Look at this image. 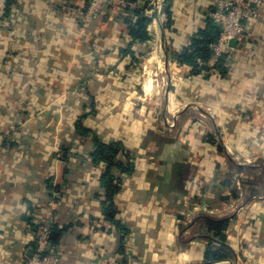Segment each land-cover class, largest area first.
I'll use <instances>...</instances> for the list:
<instances>
[{"label": "crops", "instance_id": "0c3cea01", "mask_svg": "<svg viewBox=\"0 0 264 264\" xmlns=\"http://www.w3.org/2000/svg\"><path fill=\"white\" fill-rule=\"evenodd\" d=\"M155 1L163 8L148 26L151 38L140 41L127 30L126 11L99 15L86 29L84 24L78 27L74 15L50 12L46 20V0H23L14 5L11 16L1 18L5 3L0 0V57L6 51L27 56L33 49L30 31L44 30L52 22L73 32V39L61 37L52 45L42 44L40 55L49 73L44 80L55 77L49 80V92L23 101L26 113L13 107L19 97L3 94L0 82V264H23L34 255L43 224L50 225L51 233L57 232L50 240L61 253L62 264H203L205 234L198 232L195 223H185L201 215L194 207L200 202H193L187 185L183 190L177 187L174 164L190 166L191 171L196 165L208 167L205 161L210 157L202 155L215 147L202 139L207 114L216 127L211 133L225 137L224 152L232 149L246 158H264V45L246 42L243 49L234 43L227 57L232 67L225 76L209 66L203 73L189 75V66L178 64L168 46L178 50L187 45L205 25L213 2ZM149 2L135 1L131 8L146 10ZM125 47L132 52L124 55L120 50ZM151 57L163 58L158 73L165 71L171 81L165 100L173 121L187 118L188 108L199 110L185 119L186 128L171 146L156 139L147 145L149 133L163 132L154 127L158 114L144 113L145 98H157L164 77H148ZM13 85L17 84L9 87ZM88 85L96 96L97 113L85 119L86 126L104 141L123 139L137 155L136 171L121 174L122 189L116 195V217L123 230L104 219L100 174L105 164L91 158L93 137L82 138L75 128L81 104L91 102L80 91ZM154 105H160L158 100ZM64 147L70 148L68 153ZM210 195V191L203 194L199 209L215 211L205 203ZM253 196L260 204L239 227L238 221L233 222L237 215H231L228 229L237 262L238 230L244 235L241 264H264V194ZM226 210L221 213L227 215Z\"/></svg>", "mask_w": 264, "mask_h": 264}, {"label": "trees", "instance_id": "16d2710c", "mask_svg": "<svg viewBox=\"0 0 264 264\" xmlns=\"http://www.w3.org/2000/svg\"><path fill=\"white\" fill-rule=\"evenodd\" d=\"M46 1V20L50 12L57 14L58 16L74 15L76 17L78 27L83 24L82 20L87 13L90 5V0H79L77 4L80 3V7L78 8L75 7V5H77L76 3L72 2V4L68 0ZM135 1L144 0H131V2ZM20 2H23V0H4V13L2 14L1 18L11 16L14 5ZM131 7L132 6H129L127 7V9L120 10L127 12L125 21L127 24L128 32L135 40H149L152 35L148 30V26L152 21V17L146 15L144 7ZM112 12L113 11L110 7L104 6L89 21H87L85 25L86 29H88L87 27H89V25H91L92 27L93 21L99 15H107ZM169 12L170 10L168 8L166 10L168 18L170 17ZM259 16L261 18L258 19ZM259 16L250 21V27L248 28V37L241 44L237 45L238 48L245 49L244 43L246 42H252L255 45H264V10L260 12ZM206 18L207 20L205 25L198 28L197 32L191 38L190 42L187 45L178 50L173 49L170 45L168 46L170 50L172 49L171 53L173 54L174 59L178 64L189 66V68L191 69V71L189 70V75L205 72V67H211L213 61V53L210 45L217 39L220 31L219 28L212 22V19L209 17V15ZM171 23V18H169L167 26L169 27ZM35 27H39V24H35L34 29ZM77 29L79 28L76 27L75 32L77 31ZM256 29H259L260 33L257 32ZM33 32L34 30L30 31L33 49L29 51V54L27 56H16L12 53L17 54V52L6 51L0 57V82H2L3 85V94H16L19 97L20 102H18L13 107L25 113L26 108L23 104V101L30 99L28 97H32L33 99H35L37 94L42 96V91H44V93L45 91L49 92V80L52 81L55 77V75H53L50 79L47 78L46 80H44V76L49 73L47 72L46 61L44 57H41L40 55V48L42 47V44L45 43L47 45H52L55 38L56 41H59L61 37L62 40H69V37H71L73 33L69 31L65 32L53 22L51 23V25H45L44 30L40 29L35 33ZM45 36H49V41H45ZM120 52L126 55L132 52V50H130L129 47H125L122 48ZM229 52H225L223 57L220 58L218 62L213 66L214 71H218L221 76H225L230 67H232L231 64L227 63ZM133 59L138 61V58ZM11 83H16L17 85H13L15 87L11 89V87H9ZM81 90L86 93V96L89 97L91 102L86 101L85 103L81 104L82 112L76 119L75 128L82 138H86L89 136L93 137L95 148L91 153V158L96 163L105 164V167L100 174V181L102 187L104 188V194L102 198L104 219L111 225H115L120 230H123L125 229L124 225L116 217L119 213V208L116 203V195L122 189L123 182L121 174H134V172L136 171L137 155L133 150L129 149L126 146L123 139H115L110 142L104 141L92 128L86 126L84 122L85 119L89 115H95L97 113L96 96L92 93L89 85L86 86V88L81 87L80 91ZM76 94L78 95L77 91ZM151 106L152 105H146L144 107V113L150 117H152L154 113H157L156 109ZM13 107L12 109L15 110ZM216 138L217 135L215 133L208 132L203 134L202 139L204 143H209L215 148H212L211 152L208 154L204 153L202 157L206 158L207 156H209L211 159V154L212 152H214V150L220 153H224V147L222 143L220 141H216ZM69 149V147H64L65 153H68ZM220 164L222 163L219 160V162L216 163L214 170L209 173H206V169L204 170V168H200L198 165L194 167V170L191 173L190 168L192 167L188 166L186 168L188 170L187 173L180 172L179 175L177 174V187L183 190L185 189L184 186L187 185L188 195L192 200L202 199L203 195L197 198L194 197V199L192 198L193 186H200L203 190L211 188L210 186L212 183L208 184L207 182H205L204 184H202V180H204L203 178L206 176L211 177V179L213 180L218 179L217 181L221 182V179L219 178ZM238 167L239 169H254L252 168V166L238 165ZM223 183L231 185L232 180H224ZM236 195L237 193L235 194V196ZM222 199V201L227 202L229 197L224 195ZM180 219H183V216L180 217ZM196 221H200L202 224H205L204 237L206 240V249L204 253L203 264H211L226 259H232L236 256L235 249L229 244L227 235L229 226L232 222V217L215 218L210 215H200Z\"/></svg>", "mask_w": 264, "mask_h": 264}, {"label": "rangeland", "instance_id": "374dc122", "mask_svg": "<svg viewBox=\"0 0 264 264\" xmlns=\"http://www.w3.org/2000/svg\"><path fill=\"white\" fill-rule=\"evenodd\" d=\"M150 57V56H149ZM152 58V57H151ZM150 62H148V64H151L150 66V74L148 77H155V76H159L160 79L162 76H164L162 78V82L158 83V87H157V92H156V97L157 98H153V97H146L145 98V102L149 105H152L151 107L156 108L157 114L159 116L157 123L154 125V127H156L159 130H163L162 133L160 134H154V133H149L147 135V145L149 146V143L151 142L150 139H156L158 141L159 144L161 145H167L169 144V146H171V144H174V141L177 140V137L180 136V132H182L183 129H185V124L187 123V121L185 119H189L192 118L194 113H198L199 110L197 109H193V108H188L189 110H187V118L183 117L181 118V120L174 122L172 117H171V111L166 110V108L168 107V105H166V94L167 91H169L170 85H171V81L168 80L167 76H166V72H162V73H158V70H160L161 68L159 66L162 65L164 66V61L163 58H152L149 59ZM148 60V61H149ZM159 82V80H158ZM173 84V81H172ZM176 83H174L175 85ZM146 96V94H145ZM159 102V106H155L154 102ZM170 106V105H169ZM189 106V105H188ZM186 106V108L188 107ZM171 107V106H170ZM206 133L207 132H211V131H215V124L212 123V120L209 119L208 114L206 116ZM152 123V122H150ZM148 123V124H150ZM204 123V122H203ZM198 124V123H196ZM180 125V126H179ZM196 125H193L191 127H195ZM202 126V125H201ZM200 126V127H201ZM150 140V142L148 143V141ZM216 141H220L222 144L224 142L225 144V137H222L221 135H217ZM228 148V147H227ZM144 150V149H143ZM149 152V151H147ZM140 155L141 152L139 151ZM168 153H170V151H168ZM142 155H143V151H142ZM219 160L221 161L222 164H220V168H219V173L220 176L219 178L221 179V182L217 181L218 179H211V177H204L202 180V184H204L205 182L212 183L211 184V188H208L207 190H203L200 186H193L192 189V198L194 199V197H200L203 194L209 193L210 191V198L205 200L207 203V208L212 209L214 208V212H210L204 209H199L198 207H200V205H202L203 201L201 202L202 199L198 200H193V202L197 203L200 201V203L198 205H195L194 207H197V210H200L198 214L201 215H210L212 217L215 218H220V217H232L234 215H237L236 220L238 221V227L239 225H241L240 223H242V221L244 220V218L246 216H249L251 214V212H253V209L256 207V205L260 204L258 203V201L254 198L255 196H253L255 193L259 194V195H263L264 194V158L263 157H257V158H246L244 156H242L241 154L234 152L232 149H228V152H224V153H220L214 150V152H212L211 154V159L208 161L206 160L205 162H207L208 167L206 168V173L211 172L212 170H214L216 163L219 162ZM238 164H248V165H253L252 170L248 169V168H243V169H239ZM175 166V173L179 175L180 172H184L187 173V167H184L181 165V163L178 164H174ZM191 169V168H190ZM193 172V169L191 171V173ZM211 175V174H210ZM177 178V176H176ZM224 180H232V184L228 185V184H224L223 181ZM237 193V197L235 196V194ZM228 196L229 199L227 200V202L222 201V197L223 196ZM259 196V197H261ZM232 197V198H230ZM239 197V199H238ZM258 197V196H257ZM246 205V206H245ZM243 206V210L241 209ZM222 208H227V215H224V213H221ZM217 209L219 212H217ZM241 209V211H240ZM196 210V211H197ZM204 210V211H203ZM255 210V209H254ZM241 212V213H239ZM239 213V215H238ZM197 218L196 217L193 221L192 218L190 219V221L186 220V224H193L195 223L196 226L199 228L198 232L202 231V233H205V224H202L200 221H198L197 223ZM251 219V218H250ZM196 221V222H195ZM232 222V223H233ZM245 224V223H244ZM250 224V223H248ZM243 228V227H242ZM239 229V228H238ZM244 230H246L245 228H243V232ZM196 233V232H195ZM228 235V240H229V234ZM243 234L240 235V232L238 230V262L236 260H231L229 261V263L226 264H241V261L243 260V257H241L240 255H243V253H241V249H240V240H243ZM230 242H232L231 240H229V244ZM245 250V249H243ZM244 256V255H243ZM228 261V260H227ZM214 264V263H211Z\"/></svg>", "mask_w": 264, "mask_h": 264}, {"label": "built area", "instance_id": "2783aa9c", "mask_svg": "<svg viewBox=\"0 0 264 264\" xmlns=\"http://www.w3.org/2000/svg\"><path fill=\"white\" fill-rule=\"evenodd\" d=\"M214 9L209 14L212 22L219 28L217 39L211 43L213 53L211 67L223 57L225 52L233 50L234 43L241 44L248 37L250 21L264 10V0H212ZM131 0H90V5L82 22L86 25L101 8L110 7L112 10H122L131 6ZM162 6L155 0H150L145 10L146 15L155 16L161 13ZM53 204V203H52ZM50 225L43 224L37 235L38 248L34 255L27 257L23 264H62V256L58 248L50 240Z\"/></svg>", "mask_w": 264, "mask_h": 264}, {"label": "bare ground", "instance_id": "6f19581e", "mask_svg": "<svg viewBox=\"0 0 264 264\" xmlns=\"http://www.w3.org/2000/svg\"><path fill=\"white\" fill-rule=\"evenodd\" d=\"M151 59V58H150ZM151 87V81L150 79L147 80V83H146V89L149 90Z\"/></svg>", "mask_w": 264, "mask_h": 264}, {"label": "water", "instance_id": "95a60500", "mask_svg": "<svg viewBox=\"0 0 264 264\" xmlns=\"http://www.w3.org/2000/svg\"><path fill=\"white\" fill-rule=\"evenodd\" d=\"M206 68H208V66H206ZM56 234H57V232H52L51 234H50V236L52 237V238H54L55 236H56Z\"/></svg>", "mask_w": 264, "mask_h": 264}]
</instances>
